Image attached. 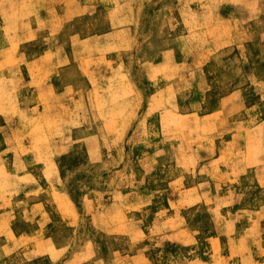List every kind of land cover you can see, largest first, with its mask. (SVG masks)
<instances>
[{
  "label": "rangeland",
  "instance_id": "obj_1",
  "mask_svg": "<svg viewBox=\"0 0 264 264\" xmlns=\"http://www.w3.org/2000/svg\"><path fill=\"white\" fill-rule=\"evenodd\" d=\"M0 90V264H264V0H0Z\"/></svg>",
  "mask_w": 264,
  "mask_h": 264
},
{
  "label": "bare ground",
  "instance_id": "obj_2",
  "mask_svg": "<svg viewBox=\"0 0 264 264\" xmlns=\"http://www.w3.org/2000/svg\"><path fill=\"white\" fill-rule=\"evenodd\" d=\"M33 7V6H32ZM13 18V17H12ZM18 20V19H17ZM1 91V90H0ZM19 169V168H18Z\"/></svg>",
  "mask_w": 264,
  "mask_h": 264
}]
</instances>
